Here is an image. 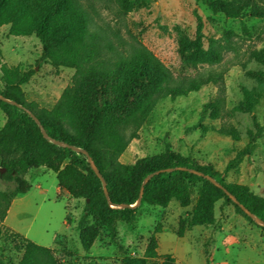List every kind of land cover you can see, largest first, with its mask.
<instances>
[{"label": "trees", "instance_id": "obj_1", "mask_svg": "<svg viewBox=\"0 0 264 264\" xmlns=\"http://www.w3.org/2000/svg\"><path fill=\"white\" fill-rule=\"evenodd\" d=\"M113 1L118 3L121 15L134 8L131 0ZM198 1L214 12L240 20L246 38H251V33L244 18L264 20V0H235V7L222 0ZM91 12L83 0H0V27L9 26V34L14 37L35 35L40 40L42 52L36 62L38 66L47 63L56 69L75 70L72 84L63 91L54 107L37 112L27 103L21 89L35 70L21 71L19 67L1 64L5 88L0 91V111L5 115V123L0 127V163L5 169V179L14 186L0 191V221L6 219L13 200L31 189L25 178L28 171L43 167L55 173L62 192L73 199L87 201L77 225L80 244L86 251L92 248L101 228L107 227L114 237L116 221L136 219L137 211L144 204L166 208L175 200L182 208L190 206L192 189L198 184L197 200L189 214L191 226H213L216 204L222 201L258 226L264 235V226L244 211L264 223V197L255 194L247 185L228 182L224 173L212 164H201L190 156L178 155L170 146L158 155L140 158L132 164L119 162L160 100L177 99L204 86L221 84L224 74L207 70L193 78L176 80L145 47H137L129 54L115 50ZM196 17V36L181 43L180 54L195 68L219 64L224 48L232 43L235 33L227 31L220 39L206 38L202 18L197 14ZM204 40H207V48ZM248 56L264 64V48L253 49ZM248 75L258 81V88H244L243 99L229 111L220 104L204 105L200 120L207 116L221 119L225 113H253L264 96V72L248 71ZM6 100L15 101L24 109ZM26 109L35 113L51 139L89 153L106 182L108 199L86 155L45 139ZM253 121L254 128L247 132L248 143L236 153L226 171L250 154L263 135L264 126H260L256 118ZM221 132L234 141L239 140L233 125H224ZM158 171L161 172L156 173ZM139 199V205L131 207ZM186 224L185 219L179 221L177 235L180 238ZM161 231L158 224L147 240L142 258L127 256L123 264H153L158 258L157 234ZM16 236L23 241L19 264H59L53 249ZM162 258L160 264H175L170 255Z\"/></svg>", "mask_w": 264, "mask_h": 264}, {"label": "rangeland", "instance_id": "obj_2", "mask_svg": "<svg viewBox=\"0 0 264 264\" xmlns=\"http://www.w3.org/2000/svg\"><path fill=\"white\" fill-rule=\"evenodd\" d=\"M89 5L102 33L114 49L129 54L137 47H145L158 58L176 80L196 77L207 70L223 73V83L207 85L199 91L177 99L158 102L150 118L139 129L119 162L132 164L143 157H152L170 146L181 156H190L201 164H212L224 173L228 182L247 185L255 194L264 197V131L250 154L242 157L234 168L226 171L236 153L248 143L247 132L254 128L253 118L264 126V96L253 113L223 115L221 119L207 116L200 120L203 106L220 104L229 111L243 99V89L258 88L259 83L248 71L264 72V64L250 60L248 53L264 48V20L245 17L251 38H246L238 19L228 18L203 6L198 0H131L134 8L121 15L116 1L83 0ZM235 7V0H222ZM203 21L206 38L220 39L227 31L235 37L223 50L219 64H187L181 54V43L194 39L197 17ZM204 47H208L204 40ZM42 45L35 36L14 37L9 26L0 27V91L5 88L1 64L19 67L21 71L34 69L35 74L21 89L34 111L51 110L63 91L72 84L74 69L37 65ZM27 111L34 112L26 109ZM5 115L0 111V127ZM224 125H233L239 140L221 132ZM0 163V191L14 184L5 179ZM25 178L31 189L18 195L4 221H0V264H19L23 253L21 235L32 242L53 249L59 264H123V258H142L147 240L155 227L161 225L158 237L160 264L170 255L175 264H264V235L261 229L237 214L232 205L218 202L213 226H191L190 216L200 189H192V203L186 208L173 200L166 208L144 204L129 222L116 221V235L107 227L89 251L79 241L78 221L86 200L73 199L59 188L55 173L46 168L31 169ZM187 224L183 237L177 235L179 221ZM93 223V221H92ZM124 250H122V248Z\"/></svg>", "mask_w": 264, "mask_h": 264}, {"label": "water", "instance_id": "obj_3", "mask_svg": "<svg viewBox=\"0 0 264 264\" xmlns=\"http://www.w3.org/2000/svg\"><path fill=\"white\" fill-rule=\"evenodd\" d=\"M0 98H2V96H0ZM6 101H7L8 103H10V104L16 105L17 107H19V108H21V109H24V107H23L22 105L18 104V103L15 102V101H11V100H6ZM26 111H27V110H26ZM27 112L29 113V115L31 116V118H32V119L38 124V126L40 127V130H41V133L43 134V136H44L45 139H48L49 141L53 142L54 144H56V145H58V146H62V147H65V148H69V149H71V150H73V151H75V152H77V153H83V154L86 155L88 163H90V165L92 166L94 172L96 173V175L98 176V178L101 180V182H102V186H103V191H104V194H105V197L108 199L109 196H108V191H107V188H106V182H105L103 176L101 175V173L99 172V170L94 166L93 161H92V158L89 156V153H88L86 150H84V149H82V148H79V147H77V146H73V145H70V144L62 143L61 141H58V140H53V139H51V138L48 136V134L46 133L45 129L43 128V126H42L40 120H39V119H38L33 113H31V112H29V111H27ZM159 172H161V171H158V172H156V173H159ZM151 176H152V175H151ZM151 176L147 177V178L145 179V182H146ZM207 178H208L212 183H214L215 185H217V186L220 187V184H218L214 179H212V178H210V177H207ZM230 197H231L234 201H236L235 198H234L233 196H230ZM139 203H140V199L137 201L136 204L132 205L131 207H136L137 205H139ZM243 209H244V208H243ZM244 211H245V212H246V213H247L252 219H255L256 222H257L259 225L264 226V223H263L262 221L256 219V218H255L252 214H250L247 210L244 209Z\"/></svg>", "mask_w": 264, "mask_h": 264}, {"label": "crops", "instance_id": "obj_4", "mask_svg": "<svg viewBox=\"0 0 264 264\" xmlns=\"http://www.w3.org/2000/svg\"><path fill=\"white\" fill-rule=\"evenodd\" d=\"M58 190H59V187H58ZM14 200H15V199H14ZM14 200H13V202H14ZM13 202H12V203H13ZM11 205H12V204H11Z\"/></svg>", "mask_w": 264, "mask_h": 264}]
</instances>
